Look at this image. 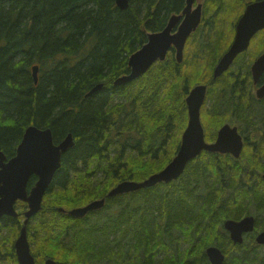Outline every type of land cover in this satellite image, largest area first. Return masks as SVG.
Segmentation results:
<instances>
[{
    "label": "trees",
    "instance_id": "trees-1",
    "mask_svg": "<svg viewBox=\"0 0 264 264\" xmlns=\"http://www.w3.org/2000/svg\"><path fill=\"white\" fill-rule=\"evenodd\" d=\"M252 1L205 0L182 63L172 48L142 77L117 86L149 32L164 29L186 0H131L126 9L116 0H0V150L14 156L32 124L50 127L55 142L69 133L75 139L27 227L36 264L47 258L59 264H212L209 246L224 252V264H264V246L255 240L264 229V127L253 122V112L235 119L244 122L239 129L247 138L239 158L204 151L170 183L107 197L103 208L83 218L59 210L162 170L187 125L185 98L200 83L209 84L202 110L206 138H216L230 121L223 95L232 83L230 72L214 79L213 69ZM33 65H39L37 83ZM98 84L103 87L89 95ZM97 174L103 178L96 183ZM17 209L19 217L0 221V264H19L14 243L27 204L19 201ZM251 214L257 230L235 244L225 221Z\"/></svg>",
    "mask_w": 264,
    "mask_h": 264
},
{
    "label": "water",
    "instance_id": "water-1",
    "mask_svg": "<svg viewBox=\"0 0 264 264\" xmlns=\"http://www.w3.org/2000/svg\"><path fill=\"white\" fill-rule=\"evenodd\" d=\"M130 1L116 0V3L120 9H126ZM196 1L186 0V6L181 14L172 15L164 29L149 33L148 41L129 58L130 72L118 77L115 85H126L141 77L153 64L159 60H165L172 47L176 50L177 61L179 63L183 61L186 43L202 21L203 4L198 3L194 7ZM262 29H264V0H255L246 6L238 19L230 48L214 67L215 78L229 70L236 57L248 48L251 39ZM261 63H264V55L255 63L254 69ZM32 72L37 83L39 65H34ZM102 87L103 84H98L89 95ZM206 93L207 85L199 84L187 96L189 120L174 158L161 171L143 181L124 180L118 183L107 197H115L153 187L162 182L170 183L177 180L183 175L189 162L203 151L231 153L236 158L241 156L244 139L236 126L225 124L218 131L215 141L206 140L201 120V108ZM74 145L75 139L72 133L61 141L55 142L50 127L42 128L32 124L26 128L13 157L8 159L7 155L0 150V219L4 215L18 217L17 201L21 200L28 204L24 225L15 243L19 264H35V256L31 252L28 240L27 225L30 219L43 208L44 197L57 170L62 165L63 155ZM34 176L37 177V181L29 190V182ZM107 197L93 200L85 206L74 207L70 210L61 207L59 210L73 217L83 218L89 212L103 208ZM255 224L256 218L247 215L239 220L228 219L224 226L230 232L234 243H243L245 233L253 232ZM256 241L264 245V230L257 235ZM207 255L212 264H224L225 254L217 246L208 247ZM44 264H59V262L54 258H48Z\"/></svg>",
    "mask_w": 264,
    "mask_h": 264
},
{
    "label": "flooded vegetation",
    "instance_id": "flooded-vegetation-1",
    "mask_svg": "<svg viewBox=\"0 0 264 264\" xmlns=\"http://www.w3.org/2000/svg\"><path fill=\"white\" fill-rule=\"evenodd\" d=\"M263 55H264V29L260 30L254 35V37L251 39V42L248 48L244 50L243 52H241L236 57L234 63L229 68V70L223 73V74H226L230 72L228 76L230 78L228 80L229 81L231 80V83H232V86L225 88L224 95H223V104L226 107L231 106V110H229V114L227 116V120H230V121H227L225 124H230L232 126L238 127L239 133L243 136V139H244L243 149L246 146L247 138L245 135H243L240 132L239 124H243L244 122L240 121L239 124H236L235 119L241 116H245L246 114L250 116V114L248 113L253 112L255 116V118L253 119V122L264 127V63H261L254 69L255 63L259 61ZM235 67H236V70H234ZM213 75H214V71H213ZM214 79H217V78L214 77ZM201 84L207 85L206 98L203 104L204 106L209 96V92H208L209 84L208 83H201ZM190 91L188 92V94L190 93ZM187 96L185 98V101H186V107H187V115L189 119ZM203 106L201 108V119H202ZM263 133H264V130L260 131L261 135H263ZM217 135H218V132H217ZM217 135H216V138H217ZM216 138L212 140V142L215 141ZM14 218H17V217H14ZM23 224H24V219H23ZM255 230H257V218H256ZM262 230L264 229H258V231L255 234V238L257 234ZM18 236L15 239V243H16ZM247 236L248 234L245 235V239ZM15 243H14V247H15ZM4 249L5 248H3V250ZM15 250H16V247H15ZM35 261H36V257H35Z\"/></svg>",
    "mask_w": 264,
    "mask_h": 264
},
{
    "label": "rangeland",
    "instance_id": "rangeland-1",
    "mask_svg": "<svg viewBox=\"0 0 264 264\" xmlns=\"http://www.w3.org/2000/svg\"><path fill=\"white\" fill-rule=\"evenodd\" d=\"M204 1H205V0H197V3H198V2H200V3H204ZM208 18H209V21H210V23H211L212 18L209 17V15H208ZM210 27H211V26L209 25V26H208V31H211ZM116 100H117L116 103H120V102H121V98H117ZM83 168H84V167H83ZM83 168H82V169H83ZM96 178L100 180V178H103V174H101V175H100V174H97V176H95V179H96ZM97 179H96V180H93V181H96V183H97ZM92 183H93V182H92ZM96 183H94V184H92V185H93V186H97L98 184H96ZM106 185H107V184H105L104 186H102V187H101V190H102V189H106V187H107ZM110 190H111V189H109L108 191H110ZM108 193H109V192H108ZM70 196H71V195H70ZM90 202H91V201H90ZM88 203H89V202H88ZM88 203H87V204H88ZM83 206H84V205H83ZM23 219H25V217L22 215V220H23ZM34 250H37V249H34Z\"/></svg>",
    "mask_w": 264,
    "mask_h": 264
},
{
    "label": "bare ground",
    "instance_id": "bare-ground-1",
    "mask_svg": "<svg viewBox=\"0 0 264 264\" xmlns=\"http://www.w3.org/2000/svg\"><path fill=\"white\" fill-rule=\"evenodd\" d=\"M155 243V242H154Z\"/></svg>",
    "mask_w": 264,
    "mask_h": 264
}]
</instances>
